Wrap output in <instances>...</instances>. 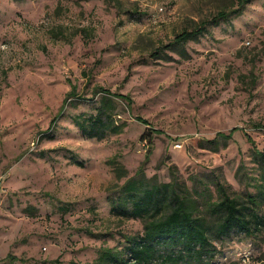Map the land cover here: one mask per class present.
<instances>
[{"label": "rangeland", "instance_id": "obj_1", "mask_svg": "<svg viewBox=\"0 0 264 264\" xmlns=\"http://www.w3.org/2000/svg\"><path fill=\"white\" fill-rule=\"evenodd\" d=\"M100 107L102 138L78 125ZM247 132L264 151V0H0V264L126 248L145 224L114 200L140 171L195 199L214 243L204 264H264V166ZM220 182L247 205L257 195L253 237L218 236Z\"/></svg>", "mask_w": 264, "mask_h": 264}, {"label": "trees", "instance_id": "obj_2", "mask_svg": "<svg viewBox=\"0 0 264 264\" xmlns=\"http://www.w3.org/2000/svg\"><path fill=\"white\" fill-rule=\"evenodd\" d=\"M252 1L239 0V3L245 7ZM229 16L230 14L225 11L220 12L213 20L214 25H218L222 18ZM205 30L203 27L192 31L186 30L176 37L175 42L187 43L202 35ZM99 88L109 96L133 102L128 94L114 92L106 87ZM77 93V85L74 84L69 97ZM63 111L56 116L53 125ZM137 118L146 124L149 123L143 117ZM111 119L112 114L107 108L100 107L97 114L90 116L89 125L85 121H78V125L84 133L102 138L111 130ZM236 130L237 127L233 128L229 134L218 132L217 136L230 138ZM246 134L264 166V151L257 147L256 141L248 132ZM151 152L149 151L148 156ZM217 187L221 195L219 199L211 200L209 204L211 212L219 216L218 236H230L236 230L253 237L256 230H260L258 224L261 223L252 207L259 203L257 195L249 194L247 202L252 205H247L244 200L233 196L225 184L220 182ZM114 202L115 211L126 217L144 221V231L137 236L125 235L126 241L129 242L126 248H102L99 259L91 264H151L157 258L162 264L177 263L187 258L193 260L192 264H204V257L214 245L209 235L211 226L207 217L197 214L195 199L181 192L176 177L171 182H159L156 178L148 177L145 171H140L136 176L126 180ZM8 257L12 261L18 259L13 254H9Z\"/></svg>", "mask_w": 264, "mask_h": 264}]
</instances>
